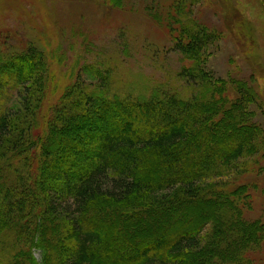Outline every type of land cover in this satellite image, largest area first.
I'll return each mask as SVG.
<instances>
[{"label":"trees","instance_id":"16d2710c","mask_svg":"<svg viewBox=\"0 0 264 264\" xmlns=\"http://www.w3.org/2000/svg\"><path fill=\"white\" fill-rule=\"evenodd\" d=\"M187 7L177 1L180 16ZM179 24L190 96L122 90L87 67L97 82L78 78L47 109L44 51H0V264H243L262 248L251 187L214 184L264 161L259 94L235 81L230 98L204 59L217 35Z\"/></svg>","mask_w":264,"mask_h":264},{"label":"rangeland","instance_id":"374dc122","mask_svg":"<svg viewBox=\"0 0 264 264\" xmlns=\"http://www.w3.org/2000/svg\"><path fill=\"white\" fill-rule=\"evenodd\" d=\"M177 1L184 0H121L117 8L112 0H0V51L30 45L44 51L50 64L47 109L78 78L97 82L87 67L108 71L122 90L145 84L152 92L159 86L190 96L193 89L181 74L193 62L175 50L173 30L193 20L217 35L204 56L207 70L227 82L230 98L237 94L235 81L254 88L262 105L252 109L264 126V0H185L184 16ZM147 8L160 11L155 20ZM216 181L232 190L249 185L253 203L246 217L264 221V161ZM142 222L153 232L159 229L148 218ZM245 258L243 264H264V244Z\"/></svg>","mask_w":264,"mask_h":264}]
</instances>
